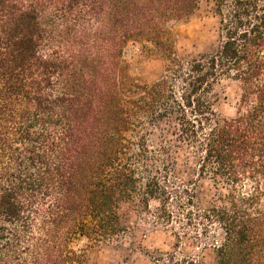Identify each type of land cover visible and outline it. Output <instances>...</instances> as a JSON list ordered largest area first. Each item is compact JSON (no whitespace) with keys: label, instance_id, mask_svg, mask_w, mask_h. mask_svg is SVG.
Returning <instances> with one entry per match:
<instances>
[{"label":"trees","instance_id":"1","mask_svg":"<svg viewBox=\"0 0 264 264\" xmlns=\"http://www.w3.org/2000/svg\"><path fill=\"white\" fill-rule=\"evenodd\" d=\"M213 1L217 44L183 58L168 24L199 0H0V264H87L74 243L120 236L134 199L209 242L215 264H264V0ZM138 41L164 57L154 82L128 73ZM223 80L230 118L208 97ZM162 126L171 142L149 145ZM180 149L211 203L176 176Z\"/></svg>","mask_w":264,"mask_h":264},{"label":"rangeland","instance_id":"2","mask_svg":"<svg viewBox=\"0 0 264 264\" xmlns=\"http://www.w3.org/2000/svg\"><path fill=\"white\" fill-rule=\"evenodd\" d=\"M219 18L213 0H199L194 13L168 24V37L174 51L183 58L210 52L218 41ZM129 75L137 82L151 83L164 73L165 60L150 42H129L123 51ZM209 100L220 118L235 115L238 89L223 80L210 91ZM171 127L155 128L149 135V145L170 143ZM176 176L196 183V193L202 204L211 203L215 189L208 177L198 178L196 159L187 150H178L172 158ZM158 202L148 205L134 199L119 206L124 232L107 242L90 243L80 239L74 247L81 250L87 264H215L210 243L183 222H167L161 218ZM219 232V231H218ZM217 233V232H216Z\"/></svg>","mask_w":264,"mask_h":264}]
</instances>
